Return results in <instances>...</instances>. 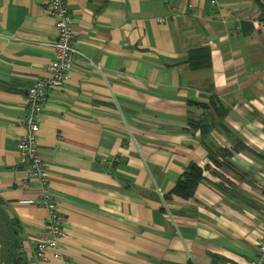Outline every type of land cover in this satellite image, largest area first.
<instances>
[{"label":"crops","instance_id":"1","mask_svg":"<svg viewBox=\"0 0 264 264\" xmlns=\"http://www.w3.org/2000/svg\"><path fill=\"white\" fill-rule=\"evenodd\" d=\"M46 3L0 0V211L17 233L19 264H43L34 241L46 210L18 204L43 189L27 179L16 142L26 91L52 58ZM67 4L83 57L49 92L37 132L63 256L69 264H212L214 255L247 264L264 234V26L255 24L264 22V0ZM194 46L209 48L208 72L187 67ZM209 95L228 110V133L214 128L201 139L185 129L202 113L187 104ZM190 164L206 167L205 181L191 199H165ZM2 256L3 240L0 264Z\"/></svg>","mask_w":264,"mask_h":264},{"label":"built area","instance_id":"2","mask_svg":"<svg viewBox=\"0 0 264 264\" xmlns=\"http://www.w3.org/2000/svg\"><path fill=\"white\" fill-rule=\"evenodd\" d=\"M46 12L54 25V39L44 44L51 50L52 58L43 67L44 76L36 79L26 91L23 113L18 120L23 133L16 142L17 160L25 167L28 173L27 179L38 180L43 191L36 197L18 200V204L41 206L46 210L47 217L43 232L34 241L37 260L43 264L50 262L69 264L61 252L65 232L58 206L47 190L45 166L37 148V132L39 117L47 103L49 92L63 86L75 59L83 57V54L72 28L73 21L69 14L67 0H47ZM255 24L264 26V22ZM90 63L99 70L97 64ZM134 146L136 147L135 143ZM20 183L22 188L28 186L27 180ZM255 248V257L247 264H264V234L257 240Z\"/></svg>","mask_w":264,"mask_h":264},{"label":"trees","instance_id":"3","mask_svg":"<svg viewBox=\"0 0 264 264\" xmlns=\"http://www.w3.org/2000/svg\"><path fill=\"white\" fill-rule=\"evenodd\" d=\"M260 8L264 16V6L260 4ZM240 29L242 30L243 33L246 34L250 31L251 27L248 24L242 23L240 25ZM185 59H186L185 60L186 65L191 71L208 72L211 69V54L207 46L190 47L186 52ZM209 87H212V85L210 84ZM187 105L189 108L198 109V111H201L202 113L199 115V118L197 120L188 118L185 126L186 130H191L193 132L198 131L201 139L209 135L214 128L219 129L223 133H228L227 127L224 126L223 123L224 118L228 115V110L221 105L220 101L217 99L215 95L207 96L205 102H199V103L189 102ZM211 115H213L216 118V122L209 120L211 118ZM236 143H238L239 146L237 147H239L241 150L253 154V151L247 148L246 146H244V144L240 143L239 140H236ZM223 153L226 154V152ZM215 159L216 156L210 157V160L213 161L214 163L216 162ZM218 162H216L215 165H219ZM226 163L228 166H230L228 161ZM205 169L206 167L201 169L196 164H190L186 169V171L181 175V177L175 183V185H173L170 192H168V194L165 195V199L168 200L169 198L172 197H177L183 200L191 199L194 196L197 186L201 182L205 181V178L203 176V172L205 171ZM2 215L3 214L0 211V216L4 222V226L7 234V240H8V249H9L8 264H19L16 259V255L13 253L18 249L17 233L15 231L10 230L7 222L3 219ZM13 224H15V222H13ZM0 244H2L1 232H0ZM219 262L223 264H236L231 260H228L222 256L214 255L212 258V264H217ZM187 264H192V263L188 262Z\"/></svg>","mask_w":264,"mask_h":264},{"label":"water","instance_id":"4","mask_svg":"<svg viewBox=\"0 0 264 264\" xmlns=\"http://www.w3.org/2000/svg\"><path fill=\"white\" fill-rule=\"evenodd\" d=\"M0 232L3 240V256H2L1 264H8V254H9L8 240H7V234H6L4 222L1 216H0Z\"/></svg>","mask_w":264,"mask_h":264}]
</instances>
